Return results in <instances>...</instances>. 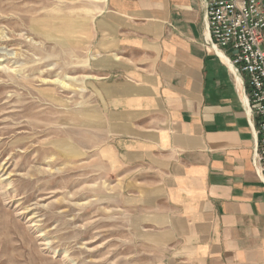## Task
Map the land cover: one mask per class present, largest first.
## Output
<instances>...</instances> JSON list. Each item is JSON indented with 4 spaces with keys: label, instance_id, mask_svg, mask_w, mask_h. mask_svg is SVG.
Here are the masks:
<instances>
[{
    "label": "crops",
    "instance_id": "0c3cea01",
    "mask_svg": "<svg viewBox=\"0 0 264 264\" xmlns=\"http://www.w3.org/2000/svg\"><path fill=\"white\" fill-rule=\"evenodd\" d=\"M209 39L206 0H104L87 129L156 264H264L258 122Z\"/></svg>",
    "mask_w": 264,
    "mask_h": 264
},
{
    "label": "rangeland",
    "instance_id": "374dc122",
    "mask_svg": "<svg viewBox=\"0 0 264 264\" xmlns=\"http://www.w3.org/2000/svg\"><path fill=\"white\" fill-rule=\"evenodd\" d=\"M103 1L0 0V264H156L87 129Z\"/></svg>",
    "mask_w": 264,
    "mask_h": 264
},
{
    "label": "built area",
    "instance_id": "2783aa9c",
    "mask_svg": "<svg viewBox=\"0 0 264 264\" xmlns=\"http://www.w3.org/2000/svg\"><path fill=\"white\" fill-rule=\"evenodd\" d=\"M208 46L227 53L234 76L246 78L258 122L254 161L264 173V0H206Z\"/></svg>",
    "mask_w": 264,
    "mask_h": 264
},
{
    "label": "bare ground",
    "instance_id": "6f19581e",
    "mask_svg": "<svg viewBox=\"0 0 264 264\" xmlns=\"http://www.w3.org/2000/svg\"><path fill=\"white\" fill-rule=\"evenodd\" d=\"M63 86V85H62Z\"/></svg>",
    "mask_w": 264,
    "mask_h": 264
}]
</instances>
